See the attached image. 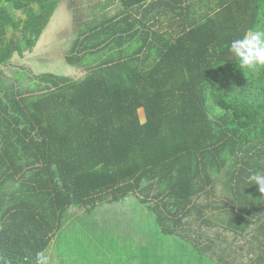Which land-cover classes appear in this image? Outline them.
Listing matches in <instances>:
<instances>
[{
    "label": "trees",
    "instance_id": "obj_1",
    "mask_svg": "<svg viewBox=\"0 0 264 264\" xmlns=\"http://www.w3.org/2000/svg\"><path fill=\"white\" fill-rule=\"evenodd\" d=\"M61 1L0 0V264H35L81 211L138 235L137 247L176 237L183 264H238L241 255L264 264V199L247 180L264 173V66L242 69L228 51L264 31V0H213V13L212 0H118L69 49L65 62L82 76L15 72L5 81ZM10 29L24 48L7 41ZM218 184L224 199L210 206ZM208 208L221 210L217 227L231 215L220 229L235 243L249 226L233 257L227 236L189 228Z\"/></svg>",
    "mask_w": 264,
    "mask_h": 264
},
{
    "label": "rangeland",
    "instance_id": "obj_2",
    "mask_svg": "<svg viewBox=\"0 0 264 264\" xmlns=\"http://www.w3.org/2000/svg\"><path fill=\"white\" fill-rule=\"evenodd\" d=\"M211 5H213V9L209 12L213 13L216 11L213 0ZM119 9L118 0H62L33 53L27 55L24 52L23 57L14 54L7 71L3 70L5 81L13 82L12 77L15 72H22L28 75L49 73L56 76L75 78L82 76L84 67L74 69L65 62L69 49L78 37V32L84 26L101 20L103 16L107 17L115 14ZM17 16L24 18L21 12H18ZM6 39L7 41L18 42L24 48L20 32H13L10 29L6 34ZM118 82L124 83L120 78ZM138 116L140 121L144 122L142 110H138ZM214 193L215 195H212V192L210 193L208 200L202 199V203H206L205 200H207L210 201L208 203L212 206L213 202L217 204L224 199L222 198L223 188L220 184L214 189ZM220 211L214 208L204 209L201 218L197 221H192L189 228L196 230L200 226L203 231L196 230V232L205 233L204 235H207L210 239L217 240L216 236L224 238L227 236L228 240L233 241L235 236L229 232L225 233L224 236V229H220L222 226H227L231 215L226 216L221 226H216L217 222L223 219ZM77 217L83 219L87 217L86 219L88 220L79 219L76 221ZM123 218V216L121 218L113 216V221L120 222L125 227L124 223H126V220ZM201 220H206L209 225L201 224ZM101 221L104 222V226ZM92 223H96V226ZM211 223L214 228H211ZM114 227L115 225L113 226L105 216H102L101 219L100 214L98 215L97 212L90 219L83 211L77 212L75 216L68 218L64 227L53 238L51 245L45 251L49 257L48 264H131L132 260L129 258L134 260L135 257L138 260V264H183V259L179 258L185 254V250L179 239L174 240L176 237H171L169 240L162 235H155V238L159 237L160 239L156 238L157 243H154L155 239L152 238V243H154L152 248L149 246H142L143 248H141L139 244V247L137 245L134 246L137 244V240L139 242L143 241L138 235L136 236V241L135 239L131 241L129 237H126L124 233ZM249 230V226L243 227L242 235L237 237L240 242H230L225 248L227 250L225 255L231 254L232 257L234 256L231 251L239 249L238 246L244 242V240L241 241L240 239H246L245 235L248 234ZM125 233L129 235L131 231L125 230ZM246 248L247 244L243 250H239V255L245 254L244 249ZM145 253L150 254L151 262L146 261ZM186 255H191V249H187ZM196 263L192 262L191 264Z\"/></svg>",
    "mask_w": 264,
    "mask_h": 264
},
{
    "label": "clouds",
    "instance_id": "obj_3",
    "mask_svg": "<svg viewBox=\"0 0 264 264\" xmlns=\"http://www.w3.org/2000/svg\"><path fill=\"white\" fill-rule=\"evenodd\" d=\"M228 51L242 69L264 66V31L249 30L242 37L233 39ZM247 180L253 185H258V191L264 199V173H251ZM48 261L49 257L45 252L36 254L35 264H48Z\"/></svg>",
    "mask_w": 264,
    "mask_h": 264
},
{
    "label": "crops",
    "instance_id": "obj_4",
    "mask_svg": "<svg viewBox=\"0 0 264 264\" xmlns=\"http://www.w3.org/2000/svg\"><path fill=\"white\" fill-rule=\"evenodd\" d=\"M54 14H55V13H54ZM249 237H250L249 234L245 235V238H246L247 240H248ZM240 240L243 241V240H245V239H240ZM237 242H240V241H237ZM244 242H245V241H244ZM244 242H243V243H244ZM243 243H242V244H243ZM246 244H247V243H246ZM245 250L247 251V249H245ZM240 252H241V251H240ZM243 254H244V253H243ZM244 258H245V255H243L242 258H240L241 261H239L238 264H240V263H241V264H249L248 261H244V260H245Z\"/></svg>",
    "mask_w": 264,
    "mask_h": 264
},
{
    "label": "water",
    "instance_id": "obj_5",
    "mask_svg": "<svg viewBox=\"0 0 264 264\" xmlns=\"http://www.w3.org/2000/svg\"><path fill=\"white\" fill-rule=\"evenodd\" d=\"M42 37H43V35H42ZM40 43V42H39ZM38 44V43H37ZM39 45V44H38ZM38 45H36V46H38Z\"/></svg>",
    "mask_w": 264,
    "mask_h": 264
}]
</instances>
